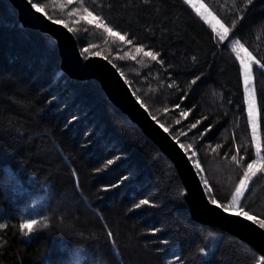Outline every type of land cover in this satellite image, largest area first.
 Here are the masks:
<instances>
[{
	"label": "trees",
	"instance_id": "1",
	"mask_svg": "<svg viewBox=\"0 0 264 264\" xmlns=\"http://www.w3.org/2000/svg\"><path fill=\"white\" fill-rule=\"evenodd\" d=\"M200 1L226 25L235 20L238 37L264 60V0L250 5L247 0ZM42 2L52 19L68 23L69 10L78 6V0ZM84 3L133 41L108 36L95 22L72 24L84 58L100 52L118 66L152 114L181 141L199 148L211 186L226 201L241 175L228 152L233 137L242 151L247 149L246 159L253 156L239 62L230 47L217 44L210 26L184 0ZM17 24L18 12L8 0H0V163L18 170L22 183L27 182L25 190L45 200L41 224L28 237L19 228L21 217L7 214L18 201L3 204L0 264H55L73 247L81 249L86 264H167L173 252H182L183 264H259L262 257L247 244L192 220L179 176L158 147L97 83L75 81L61 70L51 37ZM89 45L95 47L83 53ZM137 45L159 52L163 65L143 54L129 59L127 53L134 54ZM57 73L62 75L57 78ZM196 76L201 79L191 85ZM169 83L174 86L167 87ZM254 86L262 107L264 75L258 69ZM185 92L182 106L192 110L181 117L174 106ZM163 107L168 111H155ZM72 115L77 120L69 124ZM207 126L210 131L194 135ZM118 154L126 158L116 159ZM110 158L114 163L107 165ZM125 174L129 179L119 187L102 190ZM140 198L156 206L133 208ZM245 207L264 218V172L250 181ZM154 227L160 229L155 235ZM205 246L213 256L199 255Z\"/></svg>",
	"mask_w": 264,
	"mask_h": 264
},
{
	"label": "snow or ice",
	"instance_id": "2",
	"mask_svg": "<svg viewBox=\"0 0 264 264\" xmlns=\"http://www.w3.org/2000/svg\"><path fill=\"white\" fill-rule=\"evenodd\" d=\"M28 5L31 9H34L35 13H40L44 16H47L51 19L53 24H63V27L67 28L69 32L75 33L76 29L72 24H78L81 21H87L91 24L95 22V27L97 29H102L105 34L108 36H115L125 43L132 44L133 41L131 38L126 39L125 35L121 34L120 31L114 30L106 20L100 16L98 13H94L93 9H90L85 5L84 0H78V6L72 8L68 12V16L71 18V23L62 21L60 19H52L48 15L46 9L47 4L43 3L42 0H27ZM67 4H71L72 0H66ZM185 4H190L193 9L196 10L197 15L200 16L202 20L206 23H209V17H211V22L209 26L212 32L215 34L217 44L222 45L224 48H229L232 53L235 54V60L239 62V74L242 77L243 85V100L246 105V115H247V127L250 130V144L253 151V156H247V149L241 150V146L236 143L235 137H233V144L228 149V152L231 153V161L241 170V175L238 179V183L234 185L233 190L230 192V198L226 201H222L218 198L214 188L211 186V183L206 175V170L203 166L202 161L199 158V148L194 143H186L181 141L174 133L170 131V128L162 122L156 115L152 114L148 103L144 101L139 95H136V90L133 91V95H136L137 102L140 104V107L144 109L145 112H148L151 115L153 121L163 130L164 133H169L172 135V139L178 145L179 149L182 150L185 158L186 165L189 166V171L191 172L193 179L196 180L197 188L199 189V194L204 200L206 206H210V210L218 209L222 213L234 214L237 217H241L243 221H250L252 225H256L258 229L264 230V218H258V216L251 210H246V192L249 189V183L253 180V177L256 176L258 171L264 172V131H262V125H264V106L258 107V97L257 92L254 86V70L258 69L261 75H264V60L258 59L255 57L251 51L245 46V43L242 42V38L238 37L237 23L234 20L231 25H226L221 22L220 19H217L212 12L204 8L202 4L191 3V0H184ZM247 4H252V0H247ZM66 4H62L61 8L65 7ZM203 9V11H202ZM17 27H23L22 25L17 24ZM95 47V45H89L83 47V53H89L90 48ZM134 54L127 53L128 58L135 60L136 55L143 54L144 57L150 58L152 61H156L157 64L163 65V59H158L160 56L159 52L152 50H145L143 45H137L134 47ZM96 55H101L100 52H96ZM107 58V57H105ZM122 58V57H121ZM111 62V61H110ZM114 68L120 69L116 64L112 65ZM123 75V73H121ZM57 78H59L62 73H57ZM200 76H196L191 80V85H197V81L200 80ZM125 84H130L131 82L127 79L124 81ZM173 83H169L167 87L172 88ZM188 98V92H185L183 96L180 97V102L175 104V108L179 110V115L181 117H187L189 112L192 110L186 105L182 106L183 100ZM156 112H167L168 108H156ZM77 120V115H72L71 119L68 121L69 124L72 121ZM200 121L190 123L188 125L189 130L195 129L197 124ZM179 123V120L176 121ZM211 126H207L205 129H201L198 134L202 136L205 131H210ZM181 135H184L181 132ZM217 148L220 145H216ZM234 150V151H233ZM227 154V153H225ZM126 158L118 154L116 159ZM107 165H112L114 159L110 158L106 161ZM0 188H3L5 191L11 193L10 197L7 199L10 203H15L17 197L13 196V193H22L25 191L24 181L22 183V176L18 170L13 171L9 166L0 163ZM129 179L127 174L121 176L116 184L104 186L102 190H108L109 188L119 187L124 180ZM185 196L188 195L187 192L184 193ZM155 207L156 204L154 201H151L146 198H140L138 202L134 203L133 208L140 209L142 206ZM46 219V217H45ZM241 223V221H236ZM41 224V221H38L36 218H27L23 217L22 222L19 225L20 230L23 232L25 237H28L30 234L36 231V226ZM4 225L0 224V227ZM42 227L47 228V224H42ZM152 234L155 235L156 232L160 231L159 228H152ZM109 237H112V233H108ZM163 244L169 243L166 239H161L160 241ZM68 252L70 251L67 250ZM199 255L201 257H210L214 253H211L207 250V247L199 248ZM81 253H77L76 264H80ZM184 256L182 252H173L168 257L167 264H183ZM206 264H211V260L206 261ZM259 264H264V258L259 261Z\"/></svg>",
	"mask_w": 264,
	"mask_h": 264
},
{
	"label": "water",
	"instance_id": "3",
	"mask_svg": "<svg viewBox=\"0 0 264 264\" xmlns=\"http://www.w3.org/2000/svg\"><path fill=\"white\" fill-rule=\"evenodd\" d=\"M8 1L18 12L23 28L41 32L55 41L61 57V70L65 74L75 80L97 82L108 100L128 116L172 163L185 192L188 193L187 196L184 195V198L192 220L204 227L219 230L236 238L264 258V230L258 229L250 221H243L241 217L234 214L222 213L218 209L210 210V206L205 205L199 194L196 180L193 179L189 166L185 163L182 150L172 136L164 133L152 120L151 115L140 107L132 89L124 83L125 80L117 68H114L113 64L104 57L95 56L84 59L74 34L63 25L53 24L47 16L35 13L27 0Z\"/></svg>",
	"mask_w": 264,
	"mask_h": 264
},
{
	"label": "rangeland",
	"instance_id": "4",
	"mask_svg": "<svg viewBox=\"0 0 264 264\" xmlns=\"http://www.w3.org/2000/svg\"><path fill=\"white\" fill-rule=\"evenodd\" d=\"M191 3L194 4H202L204 5L200 0H191ZM191 6V5H190ZM204 8L208 10V8L204 5ZM195 10V9H194ZM196 11V10H195ZM203 11V9H202ZM209 11V10H208ZM215 16V15H214ZM48 18V17H47ZM51 20V19H50ZM94 22V21H93ZM211 22V17H209V23ZM209 23H207L209 25ZM63 25V24H60ZM29 29V28H26ZM32 30V29H30ZM35 31V30H32ZM37 32V31H36ZM82 57L84 58L82 52ZM100 57V56H97ZM85 59V58H84ZM106 59V58H105ZM120 72V71H119ZM121 74V72H120ZM123 79L125 80L124 76L121 74ZM75 80V79H73ZM81 83H90L95 81H79L75 80ZM97 83V82H95ZM98 84V83H97ZM99 85V84H98ZM100 86V85H99ZM131 88V87H130ZM102 89V88H101ZM103 91V90H102ZM104 93V91H103ZM105 94V93H104ZM107 97V96H106ZM114 105V104H113ZM115 106V105H114ZM116 107V106H115ZM117 108V107H116ZM2 174V173H0ZM181 181V180H180ZM185 195V194H184ZM13 196L17 197V200L19 205L13 206L9 211H7V214L10 213V215H17V217H27V218H36L37 220L41 219V205L43 204L45 197L44 195L40 194H32L29 193L27 190H25L22 193H13ZM9 202L8 200L0 199V216L4 213V207L3 204ZM55 264H65V260H58L55 262Z\"/></svg>",
	"mask_w": 264,
	"mask_h": 264
},
{
	"label": "clouds",
	"instance_id": "5",
	"mask_svg": "<svg viewBox=\"0 0 264 264\" xmlns=\"http://www.w3.org/2000/svg\"><path fill=\"white\" fill-rule=\"evenodd\" d=\"M10 195H11L10 192L5 191L3 188H0V199L7 200L10 197ZM78 252L81 253L80 264H86V261L84 260L83 254L79 247H73L72 249H70V251L67 253L65 257V264H76Z\"/></svg>",
	"mask_w": 264,
	"mask_h": 264
}]
</instances>
